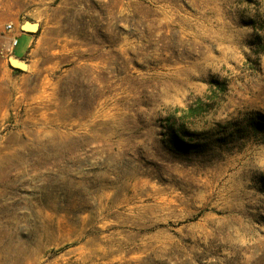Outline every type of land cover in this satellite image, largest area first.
<instances>
[{
	"label": "rangeland",
	"instance_id": "1",
	"mask_svg": "<svg viewBox=\"0 0 264 264\" xmlns=\"http://www.w3.org/2000/svg\"><path fill=\"white\" fill-rule=\"evenodd\" d=\"M0 264H264V0H0Z\"/></svg>",
	"mask_w": 264,
	"mask_h": 264
},
{
	"label": "built area",
	"instance_id": "2",
	"mask_svg": "<svg viewBox=\"0 0 264 264\" xmlns=\"http://www.w3.org/2000/svg\"><path fill=\"white\" fill-rule=\"evenodd\" d=\"M6 27H7L8 30H11V29H12V25H11V24H7ZM18 40H19L18 37H13V38L11 39V46H12V47H16V46L18 45Z\"/></svg>",
	"mask_w": 264,
	"mask_h": 264
},
{
	"label": "trees",
	"instance_id": "3",
	"mask_svg": "<svg viewBox=\"0 0 264 264\" xmlns=\"http://www.w3.org/2000/svg\"><path fill=\"white\" fill-rule=\"evenodd\" d=\"M189 113H190V115H192V116H196L197 114H198V111L195 109V108H190L189 109ZM261 118H262V116H261ZM253 125V127L255 128V130H259L260 128L258 127V124L256 125V123L255 124H252Z\"/></svg>",
	"mask_w": 264,
	"mask_h": 264
},
{
	"label": "water",
	"instance_id": "4",
	"mask_svg": "<svg viewBox=\"0 0 264 264\" xmlns=\"http://www.w3.org/2000/svg\"><path fill=\"white\" fill-rule=\"evenodd\" d=\"M11 62H13L14 64H17V61L16 60H11Z\"/></svg>",
	"mask_w": 264,
	"mask_h": 264
},
{
	"label": "bare ground",
	"instance_id": "5",
	"mask_svg": "<svg viewBox=\"0 0 264 264\" xmlns=\"http://www.w3.org/2000/svg\"><path fill=\"white\" fill-rule=\"evenodd\" d=\"M45 112V111H44Z\"/></svg>",
	"mask_w": 264,
	"mask_h": 264
}]
</instances>
